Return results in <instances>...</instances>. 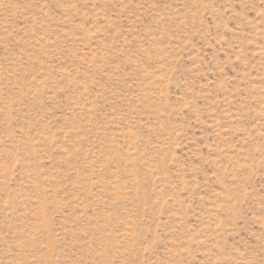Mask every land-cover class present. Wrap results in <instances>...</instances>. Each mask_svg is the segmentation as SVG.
<instances>
[{
	"label": "rangeland",
	"instance_id": "374dc122",
	"mask_svg": "<svg viewBox=\"0 0 264 264\" xmlns=\"http://www.w3.org/2000/svg\"><path fill=\"white\" fill-rule=\"evenodd\" d=\"M0 264H264V0H0Z\"/></svg>",
	"mask_w": 264,
	"mask_h": 264
}]
</instances>
